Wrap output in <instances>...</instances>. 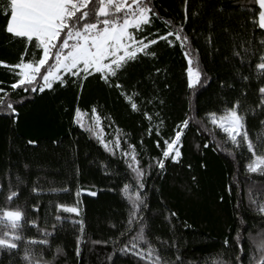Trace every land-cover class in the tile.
<instances>
[{"label": "trees", "instance_id": "trees-1", "mask_svg": "<svg viewBox=\"0 0 264 264\" xmlns=\"http://www.w3.org/2000/svg\"><path fill=\"white\" fill-rule=\"evenodd\" d=\"M4 7L0 2V61L15 65L26 45V61L39 59L34 42L5 31ZM150 7L156 15L135 32L138 39L182 28L187 43L182 48L174 36L171 45L159 40L107 83L100 73L86 79L64 74L63 85L55 82L43 92L39 86L12 90L18 77L0 65V87L8 92L0 104V209L24 213L22 240L16 249H0V264H28L26 249L48 264H151L121 251L141 225L146 243L139 247L155 249L160 264L260 259L264 175L248 172L246 146L225 142L207 119L238 104L258 154L264 152V74L256 67L264 57V30L253 22L260 9L254 0H150ZM185 52L202 72L193 88ZM93 109L103 132L84 120ZM185 120L180 157L164 158V141ZM135 168L143 173L139 179ZM125 185L142 200L131 225ZM11 192L17 196L8 201ZM32 239L49 243H26Z\"/></svg>", "mask_w": 264, "mask_h": 264}, {"label": "snow or ice", "instance_id": "snow-or-ice-1", "mask_svg": "<svg viewBox=\"0 0 264 264\" xmlns=\"http://www.w3.org/2000/svg\"><path fill=\"white\" fill-rule=\"evenodd\" d=\"M0 2L5 5L3 9L7 20L5 31L14 37L25 39L28 44L34 42L35 47L41 51L39 59L33 57L32 60L26 61V45L25 52L21 54L20 61L15 65H7L0 61V65L9 67L13 75L18 77L10 85L12 90L23 87L27 91L31 87L32 91H36V86H39V90L43 92L46 88L51 89L55 82L63 85L64 74L83 76V79H86L93 73H100L101 79L107 83L109 78L115 76L117 71L129 61L136 59L138 53L149 54L147 49L159 40L168 41L171 45L173 41L169 40V37L174 36L182 48L187 43V37L182 36V28L159 35L158 39L136 37L135 32L142 31L143 26L150 24L152 16L156 15L155 10L150 7V0H0ZM254 3L258 5L260 11L253 22L264 30V0H254ZM165 24L171 25V22L165 21ZM151 54L155 55V53ZM185 57L188 58L189 64L186 70L188 86L193 88L201 83L202 72L193 63L189 53L185 52ZM256 67L264 74V57H261V62ZM259 91L264 97V87ZM0 93H2L0 104H4L8 92L0 87ZM261 105H264V98L261 100ZM6 106L15 111L11 102ZM238 107V104L233 105L219 116L216 113H209L207 119L214 129L224 134L225 142H231L235 147L246 146L251 153L250 162L246 165L248 172L264 175V152L258 154L257 145L250 138L244 117L239 114ZM132 108L136 109L135 103L132 104ZM92 112L98 122L99 118L95 116L96 109ZM77 117H82L79 109H77ZM77 122H80V119ZM188 123L189 121L185 120L182 125H178L174 138L164 141L165 148L162 152L164 158L171 157L176 160L180 157L178 145ZM157 146L159 147V142ZM133 160L135 161L134 156ZM158 164L163 168V160L158 161ZM134 171L138 179L143 175L139 168H135ZM130 187L125 185L123 189L131 203L129 225L137 220L139 207L142 204L138 192L129 194ZM140 187L142 188L143 185L140 184ZM90 194L95 195V193ZM16 196V192H11L7 199L11 201ZM59 207L64 211L78 214V210L74 207L62 205ZM258 211L264 215V204L258 205ZM23 221L24 213L21 210L0 209V249L18 248L16 241L22 240L18 233ZM81 228L83 229V225ZM44 234L49 235L46 232ZM80 242L78 239L77 254H79ZM139 242L146 243L142 225L137 235L121 251L131 252L141 259L151 261V264H160L161 257L158 254L154 255L155 249L150 245L146 250L141 249ZM26 243L47 245L49 241L32 239ZM227 243L225 241V244ZM257 247L261 250V256L256 264H264V237L259 240ZM23 259L28 264H48L47 261L34 259L28 249L25 250Z\"/></svg>", "mask_w": 264, "mask_h": 264}, {"label": "rangeland", "instance_id": "rangeland-1", "mask_svg": "<svg viewBox=\"0 0 264 264\" xmlns=\"http://www.w3.org/2000/svg\"><path fill=\"white\" fill-rule=\"evenodd\" d=\"M218 115V114H217ZM219 115H221V114H219ZM218 115V116H219ZM96 117H97V115H95ZM84 120L86 121V123H87V126L88 127H90L91 129H95L96 131H98L99 133L100 132H103L102 131V123H101V119H99L98 120V122H97V120L95 119V117L92 115V117H88V116H86V114H85V116H84ZM102 128V129H101Z\"/></svg>", "mask_w": 264, "mask_h": 264}]
</instances>
